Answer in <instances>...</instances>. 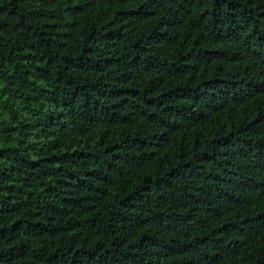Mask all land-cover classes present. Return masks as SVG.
Listing matches in <instances>:
<instances>
[{"label": "trees", "instance_id": "16d2710c", "mask_svg": "<svg viewBox=\"0 0 264 264\" xmlns=\"http://www.w3.org/2000/svg\"><path fill=\"white\" fill-rule=\"evenodd\" d=\"M0 264H264V0H0Z\"/></svg>", "mask_w": 264, "mask_h": 264}]
</instances>
